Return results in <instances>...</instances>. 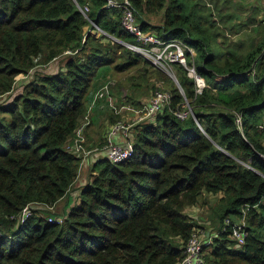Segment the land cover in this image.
<instances>
[{"label":"trees","instance_id":"1","mask_svg":"<svg viewBox=\"0 0 264 264\" xmlns=\"http://www.w3.org/2000/svg\"><path fill=\"white\" fill-rule=\"evenodd\" d=\"M105 4L0 0V264H178L196 227L185 209L219 193L200 264H264V18L253 10L242 19L228 0L219 20L209 19L204 0H132L143 30L194 51L186 52L187 64L205 86L197 92L194 78L173 63L178 85L167 90L170 104L135 128L131 158L91 165L73 203L82 154L66 147L88 94L132 67L139 69L126 78L133 86L151 78L146 67L169 80L121 43L134 39ZM156 12L157 26L147 19ZM242 31L253 34L228 41ZM219 35L225 40L217 45ZM54 60L62 65L49 72ZM185 104L191 112L180 119L175 110L186 111ZM120 117L107 111L104 119L112 125ZM25 207L31 214L17 224L11 217ZM239 220L244 239L237 244Z\"/></svg>","mask_w":264,"mask_h":264},{"label":"built area","instance_id":"2","mask_svg":"<svg viewBox=\"0 0 264 264\" xmlns=\"http://www.w3.org/2000/svg\"><path fill=\"white\" fill-rule=\"evenodd\" d=\"M105 6L119 11L120 22L123 29L134 39V42L130 43L118 40L119 42L141 55L152 66L168 73L170 76L175 77L170 71L172 64H181L187 70L188 76L194 78L197 92H201V89L205 86L204 80L196 74L193 64H187L186 52L188 51L194 56V51L191 48H188L183 42L176 38H161L154 31L143 30L134 13L132 0H106ZM80 10L82 14L87 17L86 13L89 10L88 6L85 5L83 8H80ZM93 26L96 28L97 34H105L99 27ZM112 84L113 82L111 79H107L99 85L96 90L94 89L88 94L86 113L74 130L73 137L68 141L66 148L71 152L82 154V162L89 154L84 147L86 141L84 131L91 124L92 110H94L97 105H99L100 109L104 111L108 109L115 114L122 115L124 112H130L137 121H150L162 108L170 104L171 94L167 90L156 89L149 101L141 107L127 104L118 106L111 94L110 87ZM189 112L190 108L186 111L175 110V115L183 119ZM235 121L238 125L241 124L239 115L236 116ZM128 129L129 126L122 120H118L111 126L108 136L113 132H122L125 137L124 143H116L111 139L107 140L105 158L112 164H119L131 158L133 155V140L129 137ZM261 158L264 160V154H261ZM49 209H52V207ZM30 214V210L25 207L18 216H12L11 218H16L17 224H23ZM62 218L63 217L49 216L48 221L61 222ZM243 226L244 221L239 220V222L232 227V236L237 241V244L243 242ZM208 243H210L208 234L200 236L197 232H192L188 242L185 244L183 258L178 264H200L203 246Z\"/></svg>","mask_w":264,"mask_h":264},{"label":"rangeland","instance_id":"3","mask_svg":"<svg viewBox=\"0 0 264 264\" xmlns=\"http://www.w3.org/2000/svg\"><path fill=\"white\" fill-rule=\"evenodd\" d=\"M209 6L208 8L212 9V17H209V19L213 18L214 20H219V15L217 13V10L222 8L224 12H222V15L226 14V0H204ZM211 2V3H210ZM235 3V4H234ZM228 5L231 6V10L235 11L236 13H239L242 19H244L246 16H249L250 13L254 10L256 11L257 15H255V18L262 19L264 18V0H228ZM238 6V11L234 8ZM147 19L149 20L150 24L152 25H160L161 19H162V12H156L154 14H149ZM238 21L237 19H234V22ZM223 33L226 35V25L224 26ZM250 29V28H249ZM148 30L154 31L156 33V30L149 28ZM211 35L214 33H210ZM249 34H253V31L250 33L247 32H240L235 36H230L228 39L229 42H236L240 39H245L248 37ZM99 35V34H97ZM213 36V35H212ZM182 41L181 39H178ZM223 40V36L219 35L217 40H215V43H221ZM62 63L60 60H54L48 67L49 72L56 71L59 66H61ZM45 71H47V66L44 67ZM146 67V69L152 74L151 78H149L148 82H142L139 86H133L132 81L127 80V77H130L132 75H138L139 69L135 68H129L125 72L118 73L114 76L115 79H111L113 84L111 85V93L112 97L114 98L115 103L119 106L121 104H127V105H134L133 101L139 100L141 104L147 103L151 96L153 95V91L155 88L159 89H170L171 82H173L176 86L177 83L175 82L173 76H170L168 73L163 72V74L166 76V79L168 78V81L158 79L157 77L153 76V69ZM104 68H101L100 73L103 72ZM161 71V70H160ZM171 74L175 73V70L173 67H171ZM25 80V77L22 80L17 81L15 84L14 92H19L21 90V85L23 84L22 81ZM103 83V81H102ZM137 83V81H136ZM101 85V84H100ZM152 85L155 86L152 87ZM99 84H97L95 90ZM144 105V104H143ZM187 107V104H185L184 109ZM188 110V107H187ZM94 111V110H92ZM109 111L106 109L105 111L98 112H107ZM98 115V114H97ZM264 116V111L263 114ZM95 116V114H92V117ZM121 117L119 118L122 120L127 126H129V137L133 140L134 137V131L135 128L141 123L145 121H137L134 118L133 114H130V112H124ZM81 121V120H80ZM92 122V119H91ZM261 122H264V117L262 118ZM85 132V131H84ZM83 166V162L81 164V167ZM83 168V167H82ZM81 169V168H80ZM90 169V168H89ZM89 171V170H88ZM78 193V192H77ZM76 193V194H77ZM222 197V193H219L218 195H202L198 202L195 205L189 206L185 209V212L194 220L196 223V227L194 228V231L197 232L200 236L209 234V231H212L213 221L211 220L213 218V210L215 206L219 203V199ZM75 200L78 199L77 195L73 197ZM57 212V209L55 210ZM237 223L239 221H236ZM209 230V231H207ZM213 233V232H211ZM208 249H206L207 251Z\"/></svg>","mask_w":264,"mask_h":264},{"label":"crops","instance_id":"4","mask_svg":"<svg viewBox=\"0 0 264 264\" xmlns=\"http://www.w3.org/2000/svg\"><path fill=\"white\" fill-rule=\"evenodd\" d=\"M98 110L104 111L99 108V105H97L94 108V111H92V114L93 115L95 114V116L93 117L91 116L92 118L91 125H89L85 129V132H84L85 139H86L84 143V147L89 152V154L85 157L83 161V166H82L83 168L80 167L81 169H79L78 177L71 187L70 193L72 195L73 203H75V200L73 197L77 195L76 193L79 192V189L85 183L87 175H88V170L89 168H91V165L95 161L104 159L105 152H106L105 140H106V143L108 139H111L113 142H116V143H124L125 141V137L123 136L122 132H113L110 136H108V133L112 125H109L107 120L104 119L105 112L99 113ZM101 141L102 142L104 141V144L101 147H99V144ZM58 205L62 207L63 201L57 204V208H59Z\"/></svg>","mask_w":264,"mask_h":264},{"label":"water","instance_id":"5","mask_svg":"<svg viewBox=\"0 0 264 264\" xmlns=\"http://www.w3.org/2000/svg\"><path fill=\"white\" fill-rule=\"evenodd\" d=\"M174 80H175V82H176V83H177V85H178V82H177L176 78H175ZM190 112H191V110H190Z\"/></svg>","mask_w":264,"mask_h":264}]
</instances>
